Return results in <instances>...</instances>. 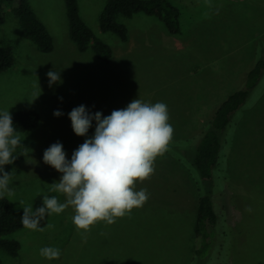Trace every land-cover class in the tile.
<instances>
[{"label": "rangeland", "instance_id": "rangeland-1", "mask_svg": "<svg viewBox=\"0 0 264 264\" xmlns=\"http://www.w3.org/2000/svg\"><path fill=\"white\" fill-rule=\"evenodd\" d=\"M169 1L180 10L179 34L169 33L157 17L138 12L129 18L116 16L128 29L122 42L99 26L106 0H78L83 21L113 51L108 61L91 49H77L70 38L65 0H29L52 38L49 52L24 34L12 5L4 9L0 47L11 49L13 61L0 70V111L32 109L39 114L36 127L18 131L22 140L14 152L16 159L6 166L12 172L13 194L5 196L15 210L23 211L20 200L34 209L37 193L64 201V196L48 191L62 174L43 162V152L60 142L70 159L84 142L86 137L74 133L68 116L79 105L106 116L136 98L164 102L174 128L172 140L187 142L171 143V154L156 158L154 174L137 184V190L147 189L149 199L130 216L78 233L71 208L49 215L44 226L52 223L54 229L21 228L7 235L20 242V249L13 257L0 248L1 264L222 263L219 254L210 255L214 260L193 256L198 185L175 152L186 158L193 153L215 108L243 85L248 68L264 53V0ZM50 69L61 77L51 87L46 76ZM57 109L63 115L54 116ZM227 128L214 180L204 187L213 190L220 224H227L229 238L234 236L232 229L241 232L235 250L238 263L264 264V210L259 209L264 208V75ZM94 130L95 121L87 136ZM44 246L59 248V259L41 257L39 249ZM228 262L233 264V255Z\"/></svg>", "mask_w": 264, "mask_h": 264}, {"label": "clouds", "instance_id": "clouds-1", "mask_svg": "<svg viewBox=\"0 0 264 264\" xmlns=\"http://www.w3.org/2000/svg\"><path fill=\"white\" fill-rule=\"evenodd\" d=\"M46 76L50 87L61 81L58 71L50 69ZM40 93L41 89L34 93V99ZM53 115L59 117L63 112L57 109ZM68 116L74 133L86 139L72 152L70 159L60 142L44 150L43 162L62 174L58 181L50 184L48 191L65 199L61 202L57 195L45 194L41 205L35 209L20 200L21 224L29 230L54 229L52 223L41 227L40 221L46 215H59L68 208L72 209L70 218L78 233H86L100 222L111 225L118 218L130 216L150 195L146 188L137 190V184L154 174L155 160L168 150L174 134L164 102L151 103L136 98L106 116L100 111L93 113L82 104L74 107ZM93 121L95 130L88 137ZM21 140L9 109L0 111V198L13 194L12 172L5 171L4 166L14 163V152ZM39 255L47 260L59 259L61 250L44 246L39 249Z\"/></svg>", "mask_w": 264, "mask_h": 264}, {"label": "trees", "instance_id": "trees-1", "mask_svg": "<svg viewBox=\"0 0 264 264\" xmlns=\"http://www.w3.org/2000/svg\"><path fill=\"white\" fill-rule=\"evenodd\" d=\"M7 5H12L11 9L18 18L24 34L40 50L49 52L53 47L52 38L31 8L29 0H0V22L3 21L4 9ZM65 5L70 38L76 44L77 49L82 52L91 49L99 59L108 61L113 51L83 21L79 13L78 0H65ZM138 12L157 17L171 34H179L181 32L180 10L169 0H106L99 15V26L102 31L115 33L124 42L128 37V29L124 23L117 21L116 16L123 15L129 18ZM12 61L11 49L0 47V70L11 65ZM263 75L264 53L259 55L248 68L243 85L230 92L215 108L208 126L197 138L199 140L195 143L193 153L186 158L183 152L182 154L179 150L175 152L177 160L191 169L198 185L199 193L193 227L195 238L194 257L201 258L206 256L207 260H214L210 259V255L219 254L217 259L220 260V263L228 264V259L233 255V264H239L235 250L239 247L236 242L241 232L232 229L231 231L235 233L234 236L229 238L228 229L226 228L227 224L224 222L220 224L219 214L213 199V190L205 188L204 185H206L207 181L211 182L214 180L215 168L219 163L224 148L223 135L225 130L228 129L227 126L231 125L235 114L245 105L251 91L259 84ZM11 115L14 127L19 132L36 127L39 122V114L32 109H23ZM183 140L184 143H181L180 139L177 142L183 146L187 142L186 139ZM174 141L171 140L166 153L171 154V143H177H174ZM6 166H4L5 171H7ZM42 197V195L36 197L34 209L41 205ZM259 209L264 210V208ZM22 215L23 211L15 210L6 196L0 198V248L13 257L18 254L20 242L17 239L8 238L7 235L10 232L25 228L21 224ZM48 216L46 215L40 221V226H44L47 223ZM260 221H262V216H259ZM227 239L231 242L225 243ZM223 251H225L224 257L221 256Z\"/></svg>", "mask_w": 264, "mask_h": 264}]
</instances>
